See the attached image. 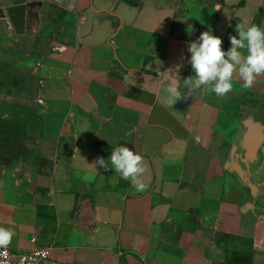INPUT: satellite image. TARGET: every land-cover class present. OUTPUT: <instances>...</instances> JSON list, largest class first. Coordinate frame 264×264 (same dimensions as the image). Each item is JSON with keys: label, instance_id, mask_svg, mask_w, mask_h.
Returning <instances> with one entry per match:
<instances>
[{"label": "crops", "instance_id": "crops-1", "mask_svg": "<svg viewBox=\"0 0 264 264\" xmlns=\"http://www.w3.org/2000/svg\"><path fill=\"white\" fill-rule=\"evenodd\" d=\"M25 5L28 21L0 29V67L35 78L41 119L25 154L0 164L8 247L49 246L62 264H225L233 252L264 264V76L163 103L195 75L190 42L211 30L227 52L237 23L264 26V0ZM119 145L144 158L146 190L111 168Z\"/></svg>", "mask_w": 264, "mask_h": 264}, {"label": "clouds", "instance_id": "clouds-1", "mask_svg": "<svg viewBox=\"0 0 264 264\" xmlns=\"http://www.w3.org/2000/svg\"><path fill=\"white\" fill-rule=\"evenodd\" d=\"M237 36H230L231 47L227 52L222 50V39L204 31L197 40L190 42L188 52L190 64L195 75L184 78L183 88L187 92L182 96L177 85L169 84L163 103L168 107L202 87L225 98L233 90V80L243 82V89H251L258 77L264 76V26L242 21L237 23ZM178 82V81H177ZM111 168L124 180H128L137 192L146 190L144 158L125 145L112 150L109 158ZM109 169L103 157H98L93 165ZM15 235L14 228L0 227V248H7Z\"/></svg>", "mask_w": 264, "mask_h": 264}, {"label": "rangeland", "instance_id": "rangeland-1", "mask_svg": "<svg viewBox=\"0 0 264 264\" xmlns=\"http://www.w3.org/2000/svg\"><path fill=\"white\" fill-rule=\"evenodd\" d=\"M34 13V11H32ZM48 26H52L53 20L57 19L54 9L49 8L47 15ZM31 18V11L29 8H25L23 15L13 16V23L16 24L18 20L23 22L28 21ZM35 20V18H32ZM12 26V25H11ZM25 30V29H23ZM55 36L53 33L47 35H39L37 39V44L26 49L31 51L34 48L39 50L45 48V46L52 40ZM9 67V68H8ZM8 67L4 64L0 67V118L6 120L14 117L13 115H34L37 114L36 110V94H37V81L34 77L28 74L18 75L16 71H13L11 66ZM34 131L30 133L29 138L33 139L37 135L39 128V121H36Z\"/></svg>", "mask_w": 264, "mask_h": 264}, {"label": "trees", "instance_id": "trees-1", "mask_svg": "<svg viewBox=\"0 0 264 264\" xmlns=\"http://www.w3.org/2000/svg\"><path fill=\"white\" fill-rule=\"evenodd\" d=\"M17 115H13L14 117L9 120L0 118V164L4 166L12 164L25 154L26 148L23 142L34 131L36 121L40 123L41 119L39 114ZM225 264H252V261L244 253L233 252Z\"/></svg>", "mask_w": 264, "mask_h": 264}, {"label": "built area", "instance_id": "built-area-1", "mask_svg": "<svg viewBox=\"0 0 264 264\" xmlns=\"http://www.w3.org/2000/svg\"><path fill=\"white\" fill-rule=\"evenodd\" d=\"M0 264H62L51 258L49 246H34L27 251L0 248Z\"/></svg>", "mask_w": 264, "mask_h": 264}, {"label": "water", "instance_id": "water-1", "mask_svg": "<svg viewBox=\"0 0 264 264\" xmlns=\"http://www.w3.org/2000/svg\"><path fill=\"white\" fill-rule=\"evenodd\" d=\"M28 1V5L39 4V0H0V29L9 28L8 17L13 25V16L23 15L26 8L25 2ZM63 8L71 9L74 0H49ZM22 8V9H20ZM20 9V10H19ZM22 23L23 21L18 20ZM18 31V29H17Z\"/></svg>", "mask_w": 264, "mask_h": 264}]
</instances>
